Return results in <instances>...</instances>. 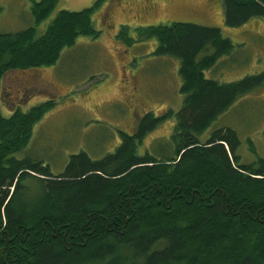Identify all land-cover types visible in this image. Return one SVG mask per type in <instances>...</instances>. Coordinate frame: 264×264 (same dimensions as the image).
I'll return each mask as SVG.
<instances>
[{
  "label": "trees",
  "instance_id": "trees-1",
  "mask_svg": "<svg viewBox=\"0 0 264 264\" xmlns=\"http://www.w3.org/2000/svg\"><path fill=\"white\" fill-rule=\"evenodd\" d=\"M31 1L33 25L0 33V85L9 70L54 65L78 35H97L101 0L60 10L39 36L36 26L58 0ZM221 3L228 27L264 19V0ZM140 29L155 38V55L178 58L184 98L176 112H146L131 134L120 130L113 152L72 154L52 173L41 159L15 154L55 101L7 117L0 111V264H264V157L243 163L230 127L201 137L237 98L264 85V71L226 83L206 77L234 47L218 27ZM128 34L122 27L118 36ZM171 117L173 155L140 154L142 139Z\"/></svg>",
  "mask_w": 264,
  "mask_h": 264
},
{
  "label": "rangeland",
  "instance_id": "rangeland-1",
  "mask_svg": "<svg viewBox=\"0 0 264 264\" xmlns=\"http://www.w3.org/2000/svg\"><path fill=\"white\" fill-rule=\"evenodd\" d=\"M95 1L58 0L36 26L37 35L60 10L80 11ZM31 6V0H0V33L33 25ZM178 21L218 27L232 41V52L206 70V77L226 83L264 71V19L228 27L221 0H101L92 16L97 35H78L54 65L9 70L3 76L0 111L6 117L15 109L25 112L55 101L34 125L26 147L15 155L41 159L57 174L72 154L83 151L100 159L113 152L120 144L119 131L131 134L142 114L164 117L169 110L176 112L184 98L179 92V60L155 55V38L139 33L140 28ZM122 27L128 36H118ZM173 125V117L162 121L142 139L138 152L172 156ZM220 127L236 131L243 163L264 157V85L237 98L201 137Z\"/></svg>",
  "mask_w": 264,
  "mask_h": 264
}]
</instances>
